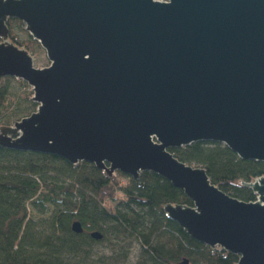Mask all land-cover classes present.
<instances>
[{
  "label": "water",
  "instance_id": "obj_1",
  "mask_svg": "<svg viewBox=\"0 0 264 264\" xmlns=\"http://www.w3.org/2000/svg\"><path fill=\"white\" fill-rule=\"evenodd\" d=\"M8 19L47 66L9 40ZM3 77L25 82L37 106L0 126V146L108 176L157 174L192 202L163 206L190 238L264 264V175L241 183L256 195L242 201L169 151L221 143L264 162V0H0Z\"/></svg>",
  "mask_w": 264,
  "mask_h": 264
},
{
  "label": "trees",
  "instance_id": "obj_2",
  "mask_svg": "<svg viewBox=\"0 0 264 264\" xmlns=\"http://www.w3.org/2000/svg\"><path fill=\"white\" fill-rule=\"evenodd\" d=\"M9 40L33 58L40 45L17 19ZM28 90V92L26 91ZM29 86L0 79V126L28 116L37 104ZM169 151L202 167L225 194L242 201L256 195L242 182L264 175V162L242 160L221 143L195 142ZM166 203L191 206L161 176H108L88 162L73 165L52 154L0 146V264H234L238 256L213 251L190 238L163 212ZM78 222L82 232L71 229ZM98 232L95 239L91 233Z\"/></svg>",
  "mask_w": 264,
  "mask_h": 264
},
{
  "label": "rangeland",
  "instance_id": "obj_3",
  "mask_svg": "<svg viewBox=\"0 0 264 264\" xmlns=\"http://www.w3.org/2000/svg\"><path fill=\"white\" fill-rule=\"evenodd\" d=\"M33 64L36 68H42L48 65V60L46 58L45 52L41 47L40 50H38V52L36 53L35 58H33ZM26 91L28 92V90ZM31 96H32V91H31Z\"/></svg>",
  "mask_w": 264,
  "mask_h": 264
}]
</instances>
